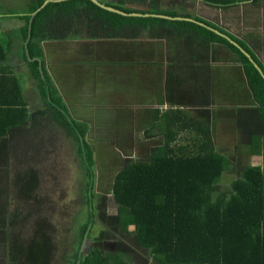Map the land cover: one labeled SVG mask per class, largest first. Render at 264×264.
Listing matches in <instances>:
<instances>
[{
	"label": "trees",
	"instance_id": "trees-1",
	"mask_svg": "<svg viewBox=\"0 0 264 264\" xmlns=\"http://www.w3.org/2000/svg\"><path fill=\"white\" fill-rule=\"evenodd\" d=\"M48 1L38 0V4L32 7L29 13L22 15L25 25L19 31V37L24 44L22 48L25 53L24 61L30 66L31 76L36 81L43 99L45 107L42 110L31 107V102L24 95L17 75L6 65L8 50L4 49L0 42V175H2L0 200L4 203L8 193L6 188L10 185L7 184L10 171L4 160L12 157V148L24 137L34 136L36 127L43 124L39 117L53 120L49 125L48 123L41 125L47 131L49 127H55L56 123L69 129L71 134L69 135L76 142L85 166L86 177L88 181L94 180L95 151L88 137L90 126L72 118L70 107L50 70L46 68L43 58L44 41L64 40L77 34L111 39L121 36L127 26L134 24L142 28L156 24H165L169 28L170 24L176 28L191 26L196 28L197 31L191 29L197 32L198 38L207 37L210 45L222 43L228 46L237 54L238 61H242L253 96L260 105L258 108H240L238 105V108L232 109V120H235L233 125L242 135L239 142L243 138L252 145L251 155L264 156L261 150L264 148V79L238 47L213 31L194 23L168 21L153 16H123L105 10L91 0H61L49 3ZM125 1L145 2L147 5L158 0ZM202 1L221 9H238L239 2H254V0ZM43 5L45 7L37 12ZM149 6L148 9L137 12L152 14L156 11L150 4ZM114 8L128 14L134 12L131 8L117 5H114ZM166 14L174 18L176 16L172 13ZM200 21L209 24L220 33L227 32L212 22ZM228 35L248 51L243 42L231 34ZM169 94L170 91H167V99ZM232 95L236 102L241 96V91H233ZM202 102L207 104L206 100H201L188 106L192 107L195 104V110L205 112L206 106ZM177 103L186 104L180 100ZM171 113L182 116L171 117ZM150 114L146 126L164 127V145L158 148L149 160L132 159L115 175L111 192L118 208V215L113 218L117 230L112 234L119 238L122 233L120 230L130 233L129 229L133 228L135 231L131 234L135 237V243L145 254L148 252L155 264H264L263 167L248 166L241 169V176L233 182L231 189L220 193L218 184L228 172L230 159L214 146L211 123L209 126L206 121L188 119L185 110L168 112L165 115L162 109H155L150 111ZM213 125H218V122L213 121ZM182 131L187 132L186 136L181 135ZM253 146L256 148L253 149ZM237 155L239 158V154ZM26 165L31 168L30 164ZM38 182H32L33 190H38ZM27 185L30 187V183ZM94 188L95 185L87 184L88 196L90 190ZM90 202L93 206V202ZM103 211L105 218L106 205L103 206ZM90 213L94 216L93 210H90ZM17 215L20 216L16 212L10 216L8 212L3 211L2 215L0 212V242L5 241L3 243L7 260L13 258L10 232L6 229V223L10 228L13 225L12 218ZM92 215L91 222H95V216ZM46 220L47 217H44L45 224ZM89 226L88 223L78 229L80 233V239L76 243L78 250H75L77 249L75 247H72L74 250L71 249V253H75L77 258L74 264H127L125 259L131 250L125 245H120V248L125 249L120 254H106L98 245L87 256L82 254L80 243L85 241L86 233L90 232ZM6 245H9V248ZM52 246H55V239L53 241L52 237H43L39 231L31 245L39 249L32 261L40 258L44 251L42 249L46 248H51L52 255L55 250L57 256L58 249ZM137 256L139 255L136 253L133 258ZM54 257L45 256L44 259L52 264Z\"/></svg>",
	"mask_w": 264,
	"mask_h": 264
},
{
	"label": "rangeland",
	"instance_id": "rangeland-1",
	"mask_svg": "<svg viewBox=\"0 0 264 264\" xmlns=\"http://www.w3.org/2000/svg\"><path fill=\"white\" fill-rule=\"evenodd\" d=\"M32 7V0H0V15H23L28 13ZM12 33H0L1 40L6 41ZM18 39H20L19 31H16L10 36L11 48L16 45ZM95 40L92 39L91 41ZM50 41L65 42L62 39ZM180 47L181 51L189 50L183 45ZM194 49L203 51L204 47L198 44ZM113 51V49L103 48L95 49L94 53L87 50L82 51L81 59L83 62L95 61L97 63L96 70L99 73H95L94 70L85 72L83 69L85 67H83L78 74L73 75L72 71L70 77L65 75L63 66L68 72L69 69L67 64L62 62V54L58 61L53 59L55 70L52 69L54 73L52 76L59 84L62 92L71 96L68 97L67 103L72 118L90 126L88 137L95 151V177L93 181H88L81 155L78 152L76 142L70 136L69 129L56 123L55 127H49V131H47L41 125L47 123L49 125L53 120L47 117H39V121L43 124L36 127L34 136L24 137L12 148V157L4 160L10 171V178L7 177V184L10 185L6 188L8 192L6 196L4 194L6 203L0 200L2 203L0 212L1 215L3 211L4 213L8 212L9 216L15 212L22 215L12 218L13 225L10 228L9 224L6 223V229L10 232L13 259L8 258L9 260H7L6 251L0 247V264L6 262L7 264H28V251L32 248L31 245L39 231H41V236H50L53 241L55 239V243H58L55 244V248H60V252L57 251L56 258H53V261L57 259L54 264H61L64 258L67 259L64 264H74L77 258L75 253H71V249L68 252L69 245L67 244L69 239H75L71 235L72 232H77L79 227L88 223L92 232L98 228L107 232V227L98 222L100 219L95 217V222H91L90 219V215H92L90 210H93V206L89 201L95 203L93 200L95 193H104L107 196L110 194L109 213L118 215V208L114 204L111 194L115 175L131 159L149 160L155 151L164 145V127L157 125L150 128L146 126V121L151 115L150 111L155 109L166 110L168 107L166 102L170 105V101L180 100L191 105L195 101L208 98V91L210 90H191L185 84H169L167 86L170 89L169 101L167 89L158 90L159 82L150 81L152 75L142 77V69L136 68L134 76L131 74L124 76L129 74L122 72L124 69H121L118 64L116 66L110 65L114 62V58L107 52ZM71 60L74 61L73 55ZM195 73L198 74L199 71L196 70ZM21 82L24 95L26 96V90L30 86L28 96L30 99H35V93L31 89H36L37 86L32 77L24 72ZM176 87L178 89H175ZM69 88L71 93L67 91ZM30 102L34 105L39 104L37 106L39 110L43 108L41 101L30 100ZM194 105L191 107L193 110L196 109ZM232 108L236 109L237 107ZM228 122L231 124L221 130L220 137L216 139L215 143L217 150L220 153L225 151V157L230 159L227 167L228 172L218 184L220 193L230 190L232 183L241 176L242 170L248 165L258 164L259 161L258 158L252 157L245 163L242 170L230 172L231 170L235 171L238 160L241 161L244 158L242 145L246 141L242 138L239 142L241 137H237L239 132L235 130V120L231 118ZM228 133L231 135L230 141L226 137ZM237 154H239V158ZM26 164H30L31 168ZM258 166H264V161ZM237 167L239 166L237 165ZM228 174L233 176L232 180H229ZM1 177L2 175H0V183ZM37 181H39L38 190H33L32 182ZM27 183H30V187ZM88 183L91 186L95 185V188L90 190L89 196L87 195ZM23 189L26 192H23ZM44 217H47V227L51 226L50 229L45 226ZM36 231L38 232L35 234ZM42 231H44L43 234ZM120 231L122 233L119 239L125 242L126 247L131 250L125 259L127 264H155L148 252L145 254L135 243V237L132 235L135 231L133 228L129 229L130 233H125L124 230ZM2 233L5 234L3 231ZM59 238L62 241H58ZM6 246L9 248V245ZM122 252L123 250L119 249L117 254ZM136 253L139 255L137 256L138 262L132 259Z\"/></svg>",
	"mask_w": 264,
	"mask_h": 264
},
{
	"label": "crops",
	"instance_id": "crops-1",
	"mask_svg": "<svg viewBox=\"0 0 264 264\" xmlns=\"http://www.w3.org/2000/svg\"><path fill=\"white\" fill-rule=\"evenodd\" d=\"M32 1L33 7H35L38 4V0ZM99 1L109 7L117 5L120 7L131 8L134 10L133 13L139 14L144 13L137 12L138 10L143 11L148 9L150 4L153 9L156 10L152 12V15L159 14L171 17V15L166 13H172L176 14L175 18H181L180 21L182 22L194 23L199 26H202L201 24H205L210 27L209 24L202 23L200 20H204L208 23L212 22L214 25L227 31L222 34L228 36L230 39L231 36L228 34H231L245 44L248 49L246 52L250 55V59L248 58L250 63H252L255 68V65H257L261 70L260 73V71L256 68L258 72L262 75V77L264 75V0H254V2L249 1L245 3L239 2L238 9H221L215 5L206 4L202 0H158L153 4L149 3L147 5H145V2L142 3L139 1ZM24 14H27V12ZM147 14L145 13L144 15ZM21 17L22 15H0V33L8 34L10 32L15 33L16 31H20L25 25V21L22 20ZM186 19H192L195 20V22ZM168 26L169 28L165 24H156L148 25L147 27L142 28V26L134 24L127 26L125 30H123V34L121 33V36L111 39L77 34L64 39L65 42L44 41L42 43V48L44 50L43 58L46 68L50 70L51 74H54L52 71V69L55 70L53 59L58 61L60 59L59 56L62 54V62L67 64L70 72L69 73L63 66L65 75L70 77L72 71L73 75L78 74L79 70L83 67H85L83 68L85 69V72L94 70L95 73H99V71L96 70L97 63L95 61L83 62V59H81L83 56L82 51L87 50L90 53H94L95 49L98 48L113 49V52H107L114 58V62L110 65L116 66L118 64L121 69H124L122 72L129 74L124 76H130V74L131 76H134L136 72L135 69L140 68L142 69V77L152 75L150 77V81L159 82L158 90H163L165 88L169 91L170 89L167 88L169 84H185L188 85L191 90H210L208 91V98L206 99L207 104L202 102L203 105L206 106L205 112L200 111V113H198V110L194 109V111L187 104H178V100L174 103H170V105L166 102L168 107L166 110H163V114L168 112H177V110H185V112H187L186 115L189 117L188 119L206 121L209 123V126L211 123V134L214 146L216 147V139L220 137L221 130H224L231 124L228 120L230 121L232 118V107L237 106L238 108L240 106V108H258L260 105L257 104L253 96L242 61H238L239 58L237 54L233 53L228 46H225L222 43H214L210 45L207 37L199 39L196 28L191 26H179L178 28L171 26L170 24H168ZM140 29L142 30L140 31ZM137 31H139L138 34H136ZM13 33L10 36H12ZM249 35L253 37H249ZM10 36L6 41L1 40L0 37V42L3 48L8 50V60L6 65L13 70L21 82L24 72H26L28 76L32 77V70L24 61L25 53L22 50L24 46L22 42L23 40H16V45L11 51ZM92 39L99 40L91 41ZM198 44H201L204 47L203 51L194 49L198 46ZM182 45L189 48V50L181 51L182 49L180 46ZM61 51H63V53H61ZM136 52H138V55H136ZM72 55L74 57L73 62L71 60ZM196 70L199 71L198 74L195 73ZM152 77L153 80H151ZM34 82L36 83L35 80ZM57 85L59 84L57 83ZM36 86V89H31V91L35 93V99H30L28 96V89L30 86L26 90V96L29 100L41 101L43 103L37 83ZM175 89H178V87ZM67 91L71 93L70 88ZM233 91H241V96L238 97L236 102V98H232L234 97L232 95ZM61 94L67 103L68 97L71 96L66 95V93L62 92V90ZM33 106L34 104H31V107ZM43 107H45L44 103ZM73 115L77 117L75 114ZM173 115L174 114L172 113L170 114L171 117L182 116V114ZM213 121H217L218 125H213ZM159 127L163 126L159 125ZM186 133L187 132L182 131L181 135L186 136ZM226 137L228 141L231 140V135L229 133ZM237 137H242V135L239 134ZM242 146L244 158L241 161L238 160V163L235 166V171L231 170L230 172L239 171L241 165V169H243L245 163L252 157L259 159L257 162L258 164L248 166H258L261 165L262 161H264L263 155H251L253 154L252 145L248 144V141H246ZM255 148L256 147L253 146V149ZM261 150L263 152V147ZM236 151L239 152L238 149H236ZM237 165L239 167H237ZM262 167L264 169V166ZM232 177L233 176H231V174H228L229 180H232Z\"/></svg>",
	"mask_w": 264,
	"mask_h": 264
},
{
	"label": "flooded vegetation",
	"instance_id": "flooded-vegetation-1",
	"mask_svg": "<svg viewBox=\"0 0 264 264\" xmlns=\"http://www.w3.org/2000/svg\"><path fill=\"white\" fill-rule=\"evenodd\" d=\"M36 102H39V101H36ZM38 105H34L32 108L38 109L37 108ZM42 109L43 108H41V110ZM241 168H242V165L240 166L239 171L241 170ZM22 191L23 192H26L24 189ZM111 194H112V192H111ZM109 195L110 194H108V196H107L104 193H98V192H96L95 193V197L93 198V200L95 202V203H93L94 216L98 220L99 219L101 220V221L100 220L98 221L99 223H101L103 226L107 227V232H104L102 230H99V228H98L95 232H92L90 230L89 233H86V235H85L86 237L85 238H87L90 242H86V244H87L86 245L87 246V249L85 250L86 251V255L81 252L85 256H87L88 254H90L91 250L95 246H97V245L99 247H101V249H102V251L104 253H106V254H112V255L117 254V252L119 251V249H122L123 252L125 251L124 248H120V245L127 246V244L125 242L120 241L117 236H115L114 234H112V232H115L117 230V226L115 227V224H114V221H113V218L116 217L117 215L115 216V215L109 213V211H110V205H109V203H110V200H111V196H109ZM25 196L26 197H31L29 195H25ZM112 196H113V194H112ZM113 201H114V198H113ZM114 204H116L115 201H114ZM105 205H106V212H105L106 213V217L104 218L103 217L104 216L103 206H105ZM19 215H22V214L19 213ZM45 226L47 227V224H45ZM50 228H51V226L48 229H50ZM34 233L36 234V232H34ZM71 235L75 239H73V238H72L73 240L69 239V241L67 242V244L69 245L68 252L70 251V249H73L74 250V248H72V247L77 248L76 247V245H77L76 242L79 241V239H80V233L78 231H77V233L76 232H74V233L72 232ZM100 240H102V241H100ZM59 241H62V239L59 238ZM84 242L85 241H83L82 243H80L81 248H82V245H83ZM55 244H58V243H55ZM0 247L3 248V250L5 251V244L3 243V241L0 242ZM52 247H55V246H52ZM57 249L60 252V248H57ZM75 250H78V248L75 249ZM38 251H39V249H36L35 247H32V248L29 249V251H28L29 252V255H28V258H27L28 264H50L49 261H47L46 259H44V257L47 256V258H50V257H54L55 256V250H53V254L54 255H52L51 254V248L42 249L43 252L41 253L40 258H38L37 260H35L33 262L32 259H33L34 255L37 254ZM80 251H81V249H80ZM55 258H56V256H55ZM56 260H54L52 262V264H54L56 262ZM65 260L67 261V259L64 258V260H63V262H61V264H64ZM133 260H135L137 262L139 261L138 258H133ZM4 264H7V262L4 263Z\"/></svg>",
	"mask_w": 264,
	"mask_h": 264
},
{
	"label": "water",
	"instance_id": "water-1",
	"mask_svg": "<svg viewBox=\"0 0 264 264\" xmlns=\"http://www.w3.org/2000/svg\"><path fill=\"white\" fill-rule=\"evenodd\" d=\"M52 1L53 2H60L61 0H49L48 3L49 2H52ZM91 1H93L96 5L100 6L101 8H103L105 10H108L110 12H114V13H117V14H121L123 16H139V17H149V16H153V17H159V18H164V19H168V20H181V18H174V17L164 16V15H159V14L158 15H152V14L144 15V14H139V13L128 14V13L122 12V11H120V10L114 8V7H109V6L101 3L99 0H91ZM43 8H44V5L41 8H39V10H37V12L38 11H41ZM186 20H190V21L195 22V20H192V19H186ZM201 25L204 26V27H206L207 29L215 32L216 34L224 37L230 43H232L233 45H235L236 47H238L250 59V55L242 47H240L235 41L231 40L228 36H225L224 34L220 33L218 30L213 29V28H211V27H209V26H207L205 24H201ZM255 66H256V68L261 73L260 68L257 65H255ZM263 77H264V75H263ZM86 242H90V241L87 238H85V242L83 243L82 248H81V252L84 253L85 255H86V251L85 250L87 249Z\"/></svg>",
	"mask_w": 264,
	"mask_h": 264
}]
</instances>
